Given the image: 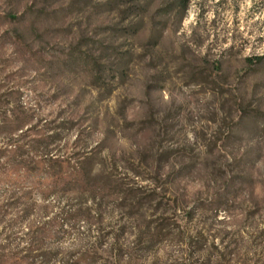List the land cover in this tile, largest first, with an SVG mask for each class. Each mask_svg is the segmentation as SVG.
<instances>
[{"label":"rangeland","instance_id":"obj_1","mask_svg":"<svg viewBox=\"0 0 264 264\" xmlns=\"http://www.w3.org/2000/svg\"><path fill=\"white\" fill-rule=\"evenodd\" d=\"M0 0V264H264V0Z\"/></svg>","mask_w":264,"mask_h":264},{"label":"trees","instance_id":"obj_2","mask_svg":"<svg viewBox=\"0 0 264 264\" xmlns=\"http://www.w3.org/2000/svg\"><path fill=\"white\" fill-rule=\"evenodd\" d=\"M190 0H176L175 2V7L181 11V12H185L188 8V4H189Z\"/></svg>","mask_w":264,"mask_h":264}]
</instances>
